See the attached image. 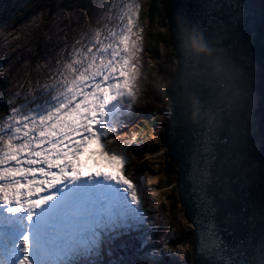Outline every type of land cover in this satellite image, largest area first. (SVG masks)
Listing matches in <instances>:
<instances>
[{"label": "snow or ice", "instance_id": "1", "mask_svg": "<svg viewBox=\"0 0 264 264\" xmlns=\"http://www.w3.org/2000/svg\"><path fill=\"white\" fill-rule=\"evenodd\" d=\"M139 11L128 0L114 28L90 31L58 76L0 121V264H103L120 236L154 226L142 184L126 174L131 142L117 144L115 135L138 105ZM85 153L112 171L85 175ZM192 191L201 213L213 210L204 191ZM200 251L214 264H264V242H241L227 257L211 230L200 232Z\"/></svg>", "mask_w": 264, "mask_h": 264}, {"label": "water", "instance_id": "2", "mask_svg": "<svg viewBox=\"0 0 264 264\" xmlns=\"http://www.w3.org/2000/svg\"><path fill=\"white\" fill-rule=\"evenodd\" d=\"M33 0H0V28ZM168 26L176 69L183 73L197 66L198 58L182 46L185 30L199 28L209 42L223 41L250 63L256 106L239 153L243 163L225 164L213 148L204 126L187 123L191 100L177 88L176 75L168 88L170 117L164 132L168 159L176 166L179 198L192 223V264H214L200 251V232L211 230L230 257L241 242L253 247L264 242V0H166ZM216 173L209 180V169ZM206 172V176L201 173ZM204 180V183H201ZM204 191L213 209L201 213L198 196ZM203 221L198 223L197 218Z\"/></svg>", "mask_w": 264, "mask_h": 264}, {"label": "rangeland", "instance_id": "3", "mask_svg": "<svg viewBox=\"0 0 264 264\" xmlns=\"http://www.w3.org/2000/svg\"><path fill=\"white\" fill-rule=\"evenodd\" d=\"M53 0H36L33 5L36 4H40L41 7L43 8L42 13L39 11L38 9L39 7H34L33 9H31L28 13L24 14V17H26L27 15H30L34 12V14H36V18H38L40 15H42L39 18L38 24L41 22V20L44 21H48L49 16L52 14L48 11V4L52 3ZM67 1V0H65ZM82 1V0H80ZM87 4H90L89 0H84ZM101 1V0H99ZM121 2V4L119 5H114L113 7H116L118 9V15H116L114 17V21H109L106 22V18H104L103 20L101 19V28L104 26H107L108 28H110L112 25H116L119 23V15L121 13V10L123 9L124 5L128 2L127 0H119ZM56 2V1H55ZM71 2V4H74V2L72 0H69L67 2V4ZM160 10L161 12L164 14L165 13V9H164V4L167 2L166 0H160ZM59 1L57 0L56 5L58 6ZM82 7V5L79 6V9ZM96 11V10H95ZM105 9L102 11L101 9H98V12L102 15H104ZM140 12V11H139ZM47 13H49V15L47 16ZM46 14V16L44 17V15ZM23 17V18H24ZM96 17V15H95ZM140 15H138V19H139ZM73 20H78L79 18L77 17V15L73 14ZM158 22L160 23L161 21V26L162 28H159V30L161 29L163 33H165L164 35H169L170 33V28L168 26V22L165 19L166 25H162L164 24V19L159 16L157 18ZM138 22V20H137ZM146 19H142V24L143 27L145 28V23ZM15 24L18 26L21 25V20L17 19ZM37 26L30 32H34V30L38 27ZM14 24L11 25V27ZM32 25V24H31ZM30 25V26H31ZM29 26V27H30ZM159 26V27H161ZM9 30H11L10 27H8ZM92 31H94L92 29ZM9 31H5V33L2 35V38L0 39V42L2 43L3 39H8L10 44L13 45L14 40L12 38L7 37L6 34H8ZM76 31L74 32L73 35H76ZM88 33L89 30L86 32V39H88ZM30 33H27V35H29ZM55 34V33H54ZM18 35L21 37V39H25V37H27L24 41H21L20 43V51L16 52L14 55H12L10 62L11 64L8 66L9 71L6 72V70H2V68H0V99L8 102L6 105L7 107H9V111L12 110V108L19 106L21 103V100H18L19 97L12 96L11 92L13 91V85L10 84V86H2V81H3V77L4 78H9L10 80L14 81L15 78H20L19 83H21L22 80H24L26 82V85H28V88L30 89L33 85L32 81L31 83L29 82V76H32V78L36 75H39L40 73H37V71L39 70V68H32L29 70L28 72V68H22L23 64L27 63V59L34 57V59L37 58V55L34 53V49L35 47L38 46L41 47L42 45L45 46V39L42 38L41 42H39L38 40H35L32 35L31 36H26L25 33H20L18 32ZM62 36V35H61ZM31 38V39H30ZM51 38H53V33L52 35L49 37L48 40H50ZM31 40V41H30ZM60 40H64L63 36L62 37H56L55 41H53L51 43V46L53 47L56 44H59ZM169 40L167 39L165 41V43L161 44V58L158 59L160 60L162 63H165V74L166 76L163 77V79L165 80H172V75H173V68H176V62L175 59L174 60H168V53L170 51L169 48ZM141 45H142V52L139 54V62L141 63V60L143 57H148V60L153 63V68H155V72H158V67L155 65L154 61H157L156 58L151 57L150 54H146V52L144 51V46L143 43L140 41ZM63 45L60 48H63ZM7 50H9L11 48L14 47H7ZM27 49H30L31 53H29V51L27 52ZM13 51V50H12ZM12 51H10V53H12ZM7 54H9L8 52H6ZM38 54V52H37ZM154 55V53H153ZM155 56V55H154ZM154 58V59H153ZM156 59V60H155ZM9 62V61H8ZM157 64V63H156ZM158 65V64H157ZM31 67V65L29 66V68ZM153 72V70H152ZM26 77V78H25ZM160 78H162L160 76ZM30 83V84H29ZM38 83H40V81L38 80ZM37 85V84H36ZM153 85V86H151ZM146 88L148 89V92L145 95V100L140 103L143 104L142 107H145V109L148 110H152L151 107L153 105H156L157 107H162L164 112H162L160 114L159 117V123L158 125L155 126H151V128L145 133L143 136V143L146 144V147H150V142L151 146L154 145H158V149L156 151H154V149H150L149 152L144 155H138L137 153L134 152V150L132 151L131 148L129 147L131 153L127 152V156L129 158V160L131 161V168L127 171L130 172L132 174H134V182L138 183V184H142L143 186V191H142V195L143 198L146 202V210L147 211V215L149 214V217L151 216H159L158 214V205L159 203L164 200L165 202V207L168 208V214L166 215V222H167V233H165L164 235L159 234L156 236L157 241L158 242H162L165 239L167 240V245L169 246V240L171 239V237L175 238L176 242L178 243V245H176L177 250L180 252L179 253V258L181 259L183 264H191L192 263V246H190L189 244V238H190V234L193 230V225L192 223H190V221L187 219L186 215H185V210L184 207L180 201L179 198V191H178V187H177V182H176V173H175V177L173 179V181L171 182V185L168 186L167 182H166V178H165V174L163 173L164 170L163 168L165 167L166 164V159L168 158L167 154L162 153V149L165 147V144L162 143L163 141V134L165 131V125L167 122V117L169 116V111H170V103L168 100V87L166 89V92H161V90L159 88H157L154 84H149L146 86ZM35 89V86H33V90ZM29 91H26V89H18L16 90V94L19 93L20 97L22 94L26 95ZM10 100H14L15 103H9ZM166 102V103H165ZM11 113L9 114H4V112L1 114V121L6 119L7 116H9ZM123 137L127 136L129 139L127 140V142H131L132 145H138L140 146L137 142L138 140H133V137L135 136H131V134L127 135L125 132H123ZM117 137V136H116ZM136 139V137H135ZM147 172H145V171ZM177 171V170H176ZM146 173V174H145ZM175 186V188H174ZM171 194H175V197H171ZM175 204V207L172 206V204ZM148 208V209H147ZM151 211V212H150ZM168 220V221H167ZM148 236H151V232L148 233ZM168 238V239H167ZM154 249H163L161 247H154L150 252L153 253ZM167 249L164 251L166 252ZM159 255H155V257ZM136 257V258H133ZM134 263L139 262V264H141V259L137 257L136 255H131L130 258ZM153 259V258H152ZM104 263V262H103Z\"/></svg>", "mask_w": 264, "mask_h": 264}, {"label": "clouds", "instance_id": "4", "mask_svg": "<svg viewBox=\"0 0 264 264\" xmlns=\"http://www.w3.org/2000/svg\"><path fill=\"white\" fill-rule=\"evenodd\" d=\"M183 47L198 58L197 66L180 73L175 67L177 88L191 100L192 111L187 123L193 128L204 126L213 148L222 152L225 164L243 163L239 153L243 136L256 106L250 63L232 52L223 41L209 42L199 28L185 30ZM147 75L141 66L135 81L138 103L145 100ZM171 80L158 79L156 87L166 92ZM209 180L216 173L209 169Z\"/></svg>", "mask_w": 264, "mask_h": 264}, {"label": "trees", "instance_id": "5", "mask_svg": "<svg viewBox=\"0 0 264 264\" xmlns=\"http://www.w3.org/2000/svg\"><path fill=\"white\" fill-rule=\"evenodd\" d=\"M160 0H151L149 2V5H148V9H149V18H150V24L152 28V31L150 32V35H151V39H153V41L151 42V44L149 45L150 48L152 49V53H154L155 56H158L159 55V43L160 41H163V40H166V35H163L162 32L157 29V26L158 24L156 23V17L158 16H161L163 19H164V24H166L165 22V19L168 20V13H169V7L167 5V2L164 4V9H165V13L163 14L160 10ZM156 23V24H155ZM156 26V27H155ZM171 38V35L169 34L167 36V39L170 40ZM168 60H174V52L171 51L169 54H168ZM165 67H161V70L165 71L164 69ZM157 121L155 120H150V125L147 126V128H149L150 126L154 125ZM162 143H164L162 141ZM158 147V145H153V149H156ZM164 170V173H165V178H166V182H167V185H170L171 182L173 181V179L175 177V173H176V166L167 158L166 159V164H165V167L163 168ZM171 197H175V194H171L170 195ZM164 201H161V204L160 206L162 207V209L164 210ZM173 207H175V204L173 202L172 204ZM191 236V234H190Z\"/></svg>", "mask_w": 264, "mask_h": 264}, {"label": "bare ground", "instance_id": "6", "mask_svg": "<svg viewBox=\"0 0 264 264\" xmlns=\"http://www.w3.org/2000/svg\"><path fill=\"white\" fill-rule=\"evenodd\" d=\"M36 0H33L27 7H25L22 11H20L18 14H16L12 19H10L4 26H2L1 28H0V39L2 38V35L5 33V31L7 30V31H9V37H11V38H13V40H14V42H13V45H11V47H14V50L12 51V53H11V56L12 55H14L17 51L19 52L20 51V49H21V47H20V43H21V41H24L27 37H25V39H21V37L18 35V31L20 30V26H18L17 27V25L15 24V22H16V20L17 19H19V20H22V18L24 17V14H26V13H28L31 9H33L34 7H39V9H38V12H39V10H40V8H41V5L40 4H36V6H35V4L33 5V3L35 2ZM34 13H32V14H30V15H33ZM35 16H36V14H34ZM42 15H40L38 18H34V25H33V27L29 30V32L30 31H32L36 26H37V24H38V21H39V18L41 17ZM12 24H14L12 27H11V25ZM8 27H10L11 28V30H9L8 29ZM24 31V30H23ZM21 35V34H20ZM33 36V33L32 32H30V34L29 35H27L26 34V36ZM34 38V37H33ZM31 39V38H30ZM51 39H53V38H51ZM50 39V40H51ZM31 41V40H30ZM60 46V44H58L56 47H59ZM5 49V52H8L9 50H7V48L5 47L4 48ZM29 51V53H31L30 51V49H27V52ZM32 54V53H31ZM58 60V62L60 63V64H64V58H63V56L62 55H60L59 56V58L57 59ZM45 70L46 71H48V74H47V76H49V74L50 75H53L54 73H55V71L52 69V68H50V67H46L45 68ZM55 70H56V68H55ZM40 77H41V75L39 74V75H36V76H34L33 78H32V76H29V79L32 81V85L33 86H37L38 84H40L41 83V81H42V79H40ZM38 80L40 81V83H38ZM37 84V85H36ZM33 86L30 88V89H33ZM36 90V89H35ZM39 93H40V91H37V94L39 95ZM30 98V97H29ZM170 111H171V107H170ZM92 146H94V145H92ZM177 175V174H176ZM148 209V208H147ZM149 210V209H148ZM147 210V211H148ZM158 210H159V208H158ZM151 212V211H150ZM180 256V255H179ZM181 260V259H180Z\"/></svg>", "mask_w": 264, "mask_h": 264}]
</instances>
